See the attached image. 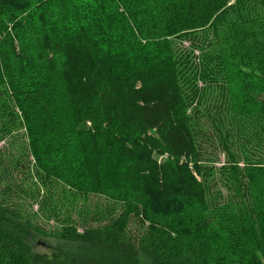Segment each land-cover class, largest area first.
Segmentation results:
<instances>
[{"label": "trees", "instance_id": "16d2710c", "mask_svg": "<svg viewBox=\"0 0 264 264\" xmlns=\"http://www.w3.org/2000/svg\"><path fill=\"white\" fill-rule=\"evenodd\" d=\"M13 15L38 25L20 41L29 48L31 37L32 76H42L28 85L10 79L14 97L68 107L74 98L78 109L64 113L91 127L64 126L97 150L76 167L64 154L50 156L58 162L45 181L53 185L63 174L60 193L0 179V264H264V0H0V38ZM36 131L41 138L42 128ZM142 142L195 166L219 152L245 161L236 198L207 193L200 231L187 229L141 183L146 157L135 143ZM8 158L24 173L25 153ZM92 195L106 203L89 205ZM20 202L38 205L53 229L34 222ZM4 220L67 250L34 251ZM221 225L234 242L228 249L204 233Z\"/></svg>", "mask_w": 264, "mask_h": 264}, {"label": "rangeland", "instance_id": "374dc122", "mask_svg": "<svg viewBox=\"0 0 264 264\" xmlns=\"http://www.w3.org/2000/svg\"><path fill=\"white\" fill-rule=\"evenodd\" d=\"M148 4L151 5L152 2L146 3V5ZM144 12L142 15H145ZM142 15L138 16L137 21L144 19ZM21 19L20 15H13L9 25L7 24L8 33L0 38V125L3 127V129L0 128L2 133L0 140V179L4 186L8 182L14 181L23 183L28 191L34 190L33 192L43 194L46 190L54 188L56 192L60 193L63 187L58 184V179L63 174L55 178L53 185L46 184L47 176L54 175L55 164L58 162L57 159L50 158V156L54 155L55 152H57L56 155L64 154V157L72 165H79L88 160L90 151L97 150V146L89 140L80 141V136L75 134V131L68 130L64 126L74 125L75 129L78 125L91 127V124H85L82 118L75 116L74 119L73 117L70 119L68 111L64 113V110H68L69 107L72 110L78 109L74 98L70 99L68 107L64 101L61 103V101L50 99H43L39 106H31L27 105L22 97H14L10 79H20L25 85L42 80L41 75L32 76V73H36L35 68L37 66V62L34 61L36 56L32 51L35 46L34 42L27 35L25 39L29 48L20 41L26 30L31 33L32 31L35 32L38 25L34 23L35 21L29 25L16 23L17 20ZM116 27V23L113 22L106 28L105 32L112 31ZM39 63L42 65L44 62L40 61ZM61 78L59 75L54 76L56 81ZM39 115L47 116L38 119ZM38 128H42L40 131L41 138L37 137L36 129ZM76 142L82 143L76 144ZM96 142L99 143L100 141ZM136 143L135 148L138 154L146 157V160L142 158L143 164L139 170V176L141 183L149 189L151 201L158 207H170L173 211L176 210L179 215L177 221L187 229L200 231L199 218L204 205L203 200L207 193L212 194L216 191L221 193L225 199H235L237 182L244 181L241 170L246 167L245 161L227 158L221 152L218 153L217 157H204L201 164L195 166L193 162L187 160L179 161L169 158L164 153L149 152L148 144L145 142ZM6 153L16 155V157L20 153H25V158H22L24 160L20 162L25 167L24 173L13 166L11 159L8 158L9 154ZM73 167L76 166L73 165ZM262 167L264 168V165ZM245 180H249L248 177ZM39 193H37L38 196ZM87 203L91 206H102L106 201L104 197L92 195L88 197ZM20 205L34 222L47 229H53L55 223L44 220L38 214V205H30L24 202H20ZM134 221L135 219H133V225L136 227L138 221ZM1 225L3 228L22 235L34 251L64 253L67 250V247L54 241L39 240L20 224L13 221L4 220ZM223 227L224 225L214 227L210 231H204V233L211 238L214 245L219 249H228L234 242H231L232 239L224 232Z\"/></svg>", "mask_w": 264, "mask_h": 264}]
</instances>
